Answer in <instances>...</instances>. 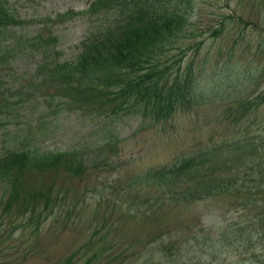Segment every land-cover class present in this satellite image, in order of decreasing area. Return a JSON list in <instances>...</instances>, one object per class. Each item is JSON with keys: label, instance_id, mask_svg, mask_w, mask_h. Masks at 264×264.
<instances>
[{"label": "rangeland", "instance_id": "374dc122", "mask_svg": "<svg viewBox=\"0 0 264 264\" xmlns=\"http://www.w3.org/2000/svg\"><path fill=\"white\" fill-rule=\"evenodd\" d=\"M195 1L181 71L192 66L198 90L206 94L221 83V89L243 92L241 99H254L264 90V0ZM90 2L9 0L28 31L56 36L48 60L58 65L78 58L97 25ZM33 53L19 54L0 70L6 91L0 154L27 150L31 162L18 173L19 196L7 206L12 188L0 181V264H264L261 243L246 252L233 232L259 205L244 210L229 196L153 202L155 188L128 184L149 166L232 139L241 130L234 121L240 98H202L164 121H154L142 104L115 114L111 102L94 94L79 99L65 86L33 92L42 60V53ZM174 56L180 58L177 51ZM237 74L235 90L229 85L236 86L231 81ZM247 115L264 123V103ZM55 152L70 155L51 161ZM50 188L46 216L41 199L30 195Z\"/></svg>", "mask_w": 264, "mask_h": 264}, {"label": "trees", "instance_id": "16d2710c", "mask_svg": "<svg viewBox=\"0 0 264 264\" xmlns=\"http://www.w3.org/2000/svg\"><path fill=\"white\" fill-rule=\"evenodd\" d=\"M195 2L91 0L89 12L99 18L97 25H92L78 58L72 63L58 65L48 60L55 55L51 46L56 36H44L43 29L31 33L26 29L27 23L12 12L9 0H0V70L10 67L23 52H40L42 60L34 73L40 83L33 86V92L65 86L79 99L91 100L89 95L94 94L104 102H111L115 114L120 113L124 105L142 104L145 113L154 121L170 119L202 98L241 99L243 92L221 89V83L213 85L207 94L199 91L194 68L188 66L181 71L178 63L191 45L186 40L191 37L189 25ZM18 26L24 27L25 31H16ZM175 51L180 58L174 56ZM239 78L237 74L231 81L236 86L229 87L235 89ZM0 92L1 109L6 94L1 85ZM240 99H236L234 121L241 130L232 139L184 155L173 163L149 166L133 175L128 184L155 188L157 193L152 197L153 202L166 197L189 203L229 196L241 202L244 210L251 208L252 204L259 205L258 212L238 221L233 229L247 252L254 249L256 243L264 247V123L247 115L256 112L264 103V90L254 99ZM244 117L250 120L241 122ZM28 153L21 150L0 154V181L7 182L12 188L6 206L19 196L16 187L21 177L18 173L29 167ZM53 154L51 161L56 162L70 155L64 152ZM34 164L42 166L41 163ZM52 190L50 188L48 193L37 190L30 195L33 201L41 199L43 208L40 212L46 216L51 211ZM228 236L227 232L223 234L224 238L229 239Z\"/></svg>", "mask_w": 264, "mask_h": 264}]
</instances>
